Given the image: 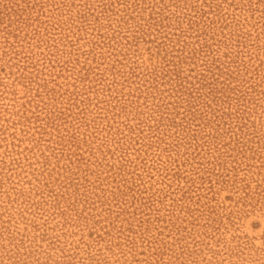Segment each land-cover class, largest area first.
Returning a JSON list of instances; mask_svg holds the SVG:
<instances>
[{
    "label": "rangeland",
    "instance_id": "1",
    "mask_svg": "<svg viewBox=\"0 0 264 264\" xmlns=\"http://www.w3.org/2000/svg\"><path fill=\"white\" fill-rule=\"evenodd\" d=\"M0 264H264V0H0Z\"/></svg>",
    "mask_w": 264,
    "mask_h": 264
}]
</instances>
